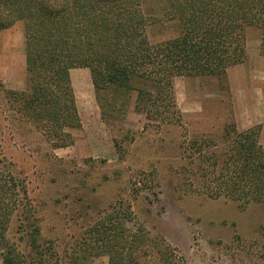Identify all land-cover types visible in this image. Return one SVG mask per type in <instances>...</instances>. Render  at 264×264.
I'll list each match as a JSON object with an SVG mask.
<instances>
[{"label":"trees","instance_id":"16d2710c","mask_svg":"<svg viewBox=\"0 0 264 264\" xmlns=\"http://www.w3.org/2000/svg\"><path fill=\"white\" fill-rule=\"evenodd\" d=\"M144 0H0V32L23 23L27 87L4 90L16 114L53 148L71 146L81 129L70 70L85 68L96 91L115 92L135 113L158 125H179L173 94L178 77L222 78L247 58L246 33L256 29L264 55V0H165V16L178 23L175 37L158 43L147 35ZM261 127L225 126L219 151L200 156L194 168L198 192L240 207L264 205ZM26 233L27 254L9 241L12 218ZM129 206L111 207L87 229L82 245L64 264H182L163 239L132 230ZM44 241V240H43ZM40 231L27 191L0 167L1 264H60ZM70 257V260H68Z\"/></svg>","mask_w":264,"mask_h":264},{"label":"rangeland","instance_id":"374dc122","mask_svg":"<svg viewBox=\"0 0 264 264\" xmlns=\"http://www.w3.org/2000/svg\"><path fill=\"white\" fill-rule=\"evenodd\" d=\"M166 6L165 0L142 3L152 43L178 34V23L164 14ZM246 47V67L248 52L264 56L256 29L247 30ZM24 55L23 23L17 22L0 32V167L26 189L40 238L54 259L66 263L100 215L129 206L133 219L127 227L163 239L182 264H264V205L243 208L226 198L212 199L198 192L194 177L200 156L219 151L225 126L236 125L237 102L243 101L227 74L173 80L179 125L147 122L115 92L77 86L81 129L70 131L71 146L53 148L21 120L4 93L26 89ZM250 67L263 71L264 61L251 57ZM255 76L261 80L264 74ZM259 143L264 147L260 135ZM19 225L14 216L7 237L27 254ZM107 263L104 255L87 262Z\"/></svg>","mask_w":264,"mask_h":264},{"label":"crops","instance_id":"0c3cea01","mask_svg":"<svg viewBox=\"0 0 264 264\" xmlns=\"http://www.w3.org/2000/svg\"><path fill=\"white\" fill-rule=\"evenodd\" d=\"M246 52H247V47H246ZM6 55H8L7 52ZM248 55L250 62L247 63V67L244 62L243 64L229 68L226 71V74L230 84L234 88V93H236V97H240V99L243 101V103L237 102L238 116L235 120L237 128L240 130H246L253 126L260 125L261 126L260 140H261L264 138V94L262 93V89L264 88V77H262V79L259 80L255 76V74H260V73L264 74V70L260 72L254 70L251 71L250 63H251V57H256L264 61V56H260L259 53H249V52ZM70 80L75 95V101L77 104L78 97L75 91L76 87L85 86L89 91L90 87L92 86L89 71L85 68L72 69L70 70ZM258 89L260 90V95L258 93L257 94L255 93L257 92L256 90ZM256 97H259V99L256 100Z\"/></svg>","mask_w":264,"mask_h":264}]
</instances>
